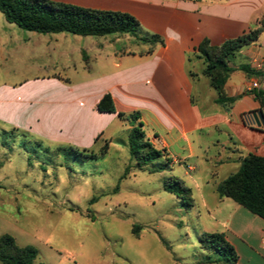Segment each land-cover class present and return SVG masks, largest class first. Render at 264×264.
Returning a JSON list of instances; mask_svg holds the SVG:
<instances>
[{
  "label": "crops",
  "instance_id": "0c3cea01",
  "mask_svg": "<svg viewBox=\"0 0 264 264\" xmlns=\"http://www.w3.org/2000/svg\"><path fill=\"white\" fill-rule=\"evenodd\" d=\"M53 1L128 13L137 19L142 31L138 36L145 41L135 37L130 45L119 47L120 37L113 34L103 36L107 37L103 42L78 45L77 38L62 33L24 34L21 43L31 44L30 52L43 64L22 83L0 87V123L41 142L45 151L63 149L60 154H65L73 148L99 153L109 142V153L116 140L111 128L120 122L128 124V132L132 128L117 114L99 111V102L110 94L118 112L140 113L147 139L165 151L164 158L169 159L174 147L192 156L195 146H203L201 137L216 132L225 136L224 142L214 145L216 168L226 172L221 181L239 170L243 158L264 157V126L245 122L249 113H264L248 91L254 81L264 91V71L256 72L251 66L255 59L264 64V31L258 43L244 47L230 63L225 92L236 99L230 110L217 103L218 94L204 75L205 67L200 73L193 68L198 61L205 66L196 52L204 39L220 45L248 32L264 15V0ZM245 69L263 76L250 77ZM202 77L209 79L208 86L216 92L204 111L197 103L198 98H205L204 90L195 94ZM170 160V164L178 162ZM217 199L218 211L211 219L235 249L238 258L231 264H264V220L219 194ZM254 231L260 234V250L243 241ZM226 262L208 257L196 264Z\"/></svg>",
  "mask_w": 264,
  "mask_h": 264
},
{
  "label": "rangeland",
  "instance_id": "374dc122",
  "mask_svg": "<svg viewBox=\"0 0 264 264\" xmlns=\"http://www.w3.org/2000/svg\"><path fill=\"white\" fill-rule=\"evenodd\" d=\"M24 34L35 33L8 23L0 12V87L22 83L43 64L30 52L31 44L21 43ZM62 34L77 38L78 45L107 38ZM114 36L120 37L119 47L135 40L130 34ZM204 67L201 61L193 65L198 73ZM202 78L195 94L204 90L205 98L197 101L204 111L216 92ZM110 131L116 140L109 153L83 161L46 152L33 138L0 123V237L10 235L20 247L36 248L33 264H196L208 257L231 264L229 251L216 252L202 242L206 234H222L211 217L218 211L216 188L226 173L213 160L214 145L225 141L223 133L202 136L203 146H195L192 156L174 147L168 158L178 162L166 165L162 158L154 165L166 169L151 173L135 167L124 144L128 124L120 122ZM168 178L192 190L193 206L165 190ZM135 226L139 236L133 233ZM250 237L243 241L260 250V234L254 231Z\"/></svg>",
  "mask_w": 264,
  "mask_h": 264
},
{
  "label": "trees",
  "instance_id": "16d2710c",
  "mask_svg": "<svg viewBox=\"0 0 264 264\" xmlns=\"http://www.w3.org/2000/svg\"><path fill=\"white\" fill-rule=\"evenodd\" d=\"M0 12L8 23L35 34L69 33L94 37L130 34L141 42L145 41L137 35L140 28L137 19L125 12L86 8L53 0H0ZM263 31L264 15L248 32L236 38L227 39L220 45H212L208 39H204L196 49L198 56L205 63L204 75L210 79L211 86L218 94L217 103L226 110H230L236 101L235 98L228 97L225 92V86L232 72L230 63L244 47L258 43ZM245 72L250 77L263 76L249 69H245ZM252 93L264 111V91ZM98 108L102 113L117 114L120 119L130 123L132 128L127 146L138 170L146 169L156 173L166 169V166L154 165L156 161L165 157V151L156 149L147 139L143 123L139 122L140 113L127 115L118 112L110 94L101 99ZM21 136L27 139L25 135L21 134ZM35 145L42 149L44 147L38 141H35ZM109 145L107 142L99 153L72 148L65 154L76 156L83 161H95L108 153ZM64 151L60 149L57 154ZM171 162L167 159L166 165H170ZM165 190L187 201L189 206H193L192 190L185 187L179 179H166ZM216 190L221 198L233 201L264 220V157L251 154L243 158L239 170L221 181ZM139 229V226L133 229L136 236H139ZM205 238L202 239L205 245L209 244L218 252L229 251L233 256L230 261L232 263L237 261L235 249L226 241L224 234H206ZM37 256L36 248L20 247L15 238L10 235L0 237V264H33Z\"/></svg>",
  "mask_w": 264,
  "mask_h": 264
},
{
  "label": "built area",
  "instance_id": "2783aa9c",
  "mask_svg": "<svg viewBox=\"0 0 264 264\" xmlns=\"http://www.w3.org/2000/svg\"><path fill=\"white\" fill-rule=\"evenodd\" d=\"M251 66L253 68L254 71L256 72H263L264 71V64H263V61L261 60H253L251 62ZM260 89V84L258 81H254V82H251L248 86V91L249 92H254V91H257ZM257 113H249L247 115H245V122L248 123V124H252L255 122V115ZM261 245H262V248L264 249V235L261 239Z\"/></svg>",
  "mask_w": 264,
  "mask_h": 264
},
{
  "label": "water",
  "instance_id": "95a60500",
  "mask_svg": "<svg viewBox=\"0 0 264 264\" xmlns=\"http://www.w3.org/2000/svg\"><path fill=\"white\" fill-rule=\"evenodd\" d=\"M255 121L259 126H264V113L262 111L255 115Z\"/></svg>",
  "mask_w": 264,
  "mask_h": 264
}]
</instances>
